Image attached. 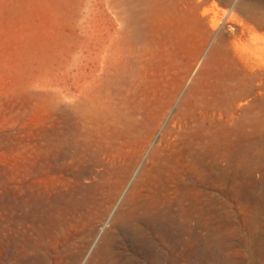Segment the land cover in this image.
<instances>
[{
    "label": "rangeland",
    "instance_id": "rangeland-1",
    "mask_svg": "<svg viewBox=\"0 0 264 264\" xmlns=\"http://www.w3.org/2000/svg\"><path fill=\"white\" fill-rule=\"evenodd\" d=\"M102 41L133 44L128 75L143 103L129 105L144 125L94 166L93 174L118 167L114 196L81 228L77 264H91L107 236L117 246L122 220L155 191L166 141L199 125V115L212 141L223 134L225 167L216 169L212 151L207 225L196 215L179 264H264V0H0V186L4 176L11 185L19 153L28 158L35 130L45 131L68 70L82 80L83 46L99 74Z\"/></svg>",
    "mask_w": 264,
    "mask_h": 264
},
{
    "label": "bare ground",
    "instance_id": "bare-ground-1",
    "mask_svg": "<svg viewBox=\"0 0 264 264\" xmlns=\"http://www.w3.org/2000/svg\"><path fill=\"white\" fill-rule=\"evenodd\" d=\"M105 42L97 52L98 75L88 65L92 50L81 46L82 80L74 81L73 68L68 70L65 88L51 100L45 131L35 130L28 158L19 153L11 185L2 178L0 264H77L85 250L81 228L103 215L114 196L118 167L92 171L103 165L102 156L111 147L136 136L144 118L129 105L143 103L132 89L135 78L128 75L133 44L111 48ZM57 99L64 105L57 108ZM196 117L199 125L183 124L188 128L166 141L167 155L156 164L151 199L135 204L131 217L119 225L117 246L113 236L104 238L91 264H179L181 256L189 255L196 215L207 225L212 151L216 169L225 167L223 134L217 131L212 141L201 122L205 117ZM92 177L95 181L88 183Z\"/></svg>",
    "mask_w": 264,
    "mask_h": 264
}]
</instances>
